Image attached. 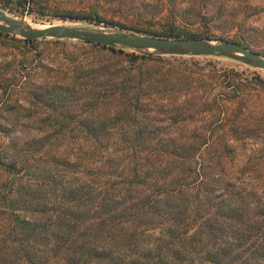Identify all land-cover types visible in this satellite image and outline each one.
<instances>
[{
    "label": "trees",
    "instance_id": "1",
    "mask_svg": "<svg viewBox=\"0 0 264 264\" xmlns=\"http://www.w3.org/2000/svg\"><path fill=\"white\" fill-rule=\"evenodd\" d=\"M77 44L33 88L39 62L25 73L0 64V118L25 119L0 122V264H264V185L213 174L204 163L225 153L206 159L196 134L168 136L232 110L212 95L223 84L204 81L194 58ZM123 54L128 66L114 63Z\"/></svg>",
    "mask_w": 264,
    "mask_h": 264
},
{
    "label": "rangeland",
    "instance_id": "2",
    "mask_svg": "<svg viewBox=\"0 0 264 264\" xmlns=\"http://www.w3.org/2000/svg\"><path fill=\"white\" fill-rule=\"evenodd\" d=\"M83 10L95 11L102 18L101 22L97 18H69V15L76 16ZM0 11L16 21H26L25 24L32 23L43 28L49 25H72L93 31H122L144 36L172 32V36L178 37L176 39H203L208 36L210 40L237 43L242 38L252 42L250 49L264 57V0H0ZM20 39L15 35L0 36V64L16 65L19 71L25 73L30 66L39 62L32 73L36 75L31 76V88L34 84L42 83L45 68L51 67L56 71L61 65L69 63L64 60L67 55L79 54V41L42 38L23 43ZM113 48L125 54H147L117 46ZM185 58H194L190 67L199 76L202 75L204 81L223 84L224 87L214 89L212 95L233 99L227 104L232 110H227L217 120L213 117L215 111H212L202 121L196 120L181 127L183 132L173 129L168 136L178 138L182 133L196 134L201 149L197 151H203L206 159L209 158L208 151L225 153L218 165L204 163L213 174L219 176L223 172L224 178L231 184L263 186L264 72L223 57ZM78 59L79 56L70 59V62L74 63ZM130 60L123 54L114 63L121 61L123 66H128ZM143 63V69L158 66L156 62ZM58 81L59 84L63 82L60 79ZM59 84L57 87H61ZM59 111L60 108L51 117L60 120ZM3 116L0 122L15 121L17 118L12 115L4 116L3 119ZM35 116L31 120H36ZM17 119L25 120L20 116ZM72 134L79 137L78 143L87 136L83 131ZM30 135H34L33 130H30ZM104 137L116 139L119 135L107 132ZM110 148L113 149L112 145ZM89 168L93 170V166Z\"/></svg>",
    "mask_w": 264,
    "mask_h": 264
},
{
    "label": "water",
    "instance_id": "3",
    "mask_svg": "<svg viewBox=\"0 0 264 264\" xmlns=\"http://www.w3.org/2000/svg\"><path fill=\"white\" fill-rule=\"evenodd\" d=\"M0 33L25 40L51 38L121 47L132 51L172 57H223L264 72V57L237 42L209 39H176L144 36L122 31L87 30L66 25H50L39 30H26L22 22L0 11Z\"/></svg>",
    "mask_w": 264,
    "mask_h": 264
},
{
    "label": "bare ground",
    "instance_id": "4",
    "mask_svg": "<svg viewBox=\"0 0 264 264\" xmlns=\"http://www.w3.org/2000/svg\"><path fill=\"white\" fill-rule=\"evenodd\" d=\"M25 22L26 21H23L21 26H23V28H25L26 30H39V29H43V27H41V26H38V25H35V24H32V23L25 24ZM66 26H72V25H66ZM46 27H48V26H46Z\"/></svg>",
    "mask_w": 264,
    "mask_h": 264
}]
</instances>
